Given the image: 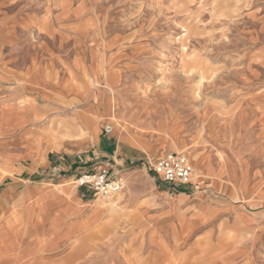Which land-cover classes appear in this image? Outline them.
I'll return each mask as SVG.
<instances>
[{
  "label": "rangeland",
  "instance_id": "1",
  "mask_svg": "<svg viewBox=\"0 0 264 264\" xmlns=\"http://www.w3.org/2000/svg\"><path fill=\"white\" fill-rule=\"evenodd\" d=\"M17 1L45 4L51 13L77 3L78 29L92 49L74 64L79 90L113 99L103 106L113 114L101 130L112 125L110 142L141 149L158 188L172 194L189 187L228 209L181 242L175 226L166 232L124 229L125 222L140 220L114 204L119 212L110 229L95 230V255L113 254L108 264H264L261 228L225 236L230 209L247 204L238 187H249L253 177L264 180V0ZM108 71L114 76L108 87L93 79ZM33 141L39 145L44 138ZM169 152L190 159L191 185L175 187L152 172L150 164ZM8 170L0 164V181ZM214 183L220 184L216 190ZM93 194L112 202L120 193Z\"/></svg>",
  "mask_w": 264,
  "mask_h": 264
},
{
  "label": "crops",
  "instance_id": "2",
  "mask_svg": "<svg viewBox=\"0 0 264 264\" xmlns=\"http://www.w3.org/2000/svg\"><path fill=\"white\" fill-rule=\"evenodd\" d=\"M21 3L0 0V164L10 172L0 181V264H108L114 255H95L94 239L95 230L110 229L119 212L114 204L122 215L134 211L140 220L125 222L124 229L166 232L175 226L181 242L227 213L202 191L188 187L170 194L158 188L141 149L110 142L102 133L113 114L103 106L113 99L79 90L74 64L92 49L78 29L77 3H63L52 13L45 4ZM95 78L105 87L114 80L110 71ZM41 135L37 145L33 137ZM91 167L110 169L123 180L115 201L74 184ZM262 169L264 176V164ZM253 178L249 187L237 186L247 204L230 209L225 236L264 231V180Z\"/></svg>",
  "mask_w": 264,
  "mask_h": 264
},
{
  "label": "built area",
  "instance_id": "3",
  "mask_svg": "<svg viewBox=\"0 0 264 264\" xmlns=\"http://www.w3.org/2000/svg\"><path fill=\"white\" fill-rule=\"evenodd\" d=\"M103 134L109 135L112 127L104 124L102 128ZM152 172L158 176L163 182L179 187L192 184L193 167L187 155L180 152H169L157 159L151 164ZM74 184L77 187H85L91 189L95 194L103 198H111L119 193L123 187V180L117 177L110 169H86L77 174Z\"/></svg>",
  "mask_w": 264,
  "mask_h": 264
},
{
  "label": "bare ground",
  "instance_id": "4",
  "mask_svg": "<svg viewBox=\"0 0 264 264\" xmlns=\"http://www.w3.org/2000/svg\"><path fill=\"white\" fill-rule=\"evenodd\" d=\"M111 127H112V125H111ZM189 161H190V159H189ZM190 164L192 165V167H193V170H194V166H193V164L191 163V161H190ZM194 174H195V171L193 172V179H194ZM196 178V177H195ZM213 248V247H212ZM211 248V249H212ZM206 252V251H205ZM213 254H211L210 256H212Z\"/></svg>",
  "mask_w": 264,
  "mask_h": 264
}]
</instances>
